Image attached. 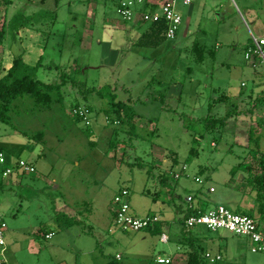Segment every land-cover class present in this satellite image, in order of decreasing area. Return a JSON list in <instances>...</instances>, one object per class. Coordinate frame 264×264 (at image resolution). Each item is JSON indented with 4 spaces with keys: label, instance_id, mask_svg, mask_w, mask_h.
Masks as SVG:
<instances>
[{
    "label": "rangeland",
    "instance_id": "rangeland-1",
    "mask_svg": "<svg viewBox=\"0 0 264 264\" xmlns=\"http://www.w3.org/2000/svg\"><path fill=\"white\" fill-rule=\"evenodd\" d=\"M121 1L10 0L0 8V76L21 57L25 75L45 84L67 80L51 104L25 95L13 101L10 122L0 121V210L11 264H156L158 254L185 264L190 243L179 239L188 196L207 198L204 210L223 204L258 217L264 109L254 104L264 94V64H247L245 53L253 37L264 38V0L181 5L177 37L156 49L134 45L147 25L126 22ZM112 95L136 114L137 137L106 121ZM222 95L229 99L220 103ZM77 105L93 108L89 124L70 113ZM230 113L223 131L205 129L208 116ZM255 127L259 148L249 141ZM21 160L35 173L25 174ZM122 189L137 216L166 220L174 212L169 243L153 234L140 241L116 225ZM203 230L200 254L210 255L203 264H264V252L253 253L245 237ZM48 232L55 236L46 239Z\"/></svg>",
    "mask_w": 264,
    "mask_h": 264
},
{
    "label": "built area",
    "instance_id": "built-area-1",
    "mask_svg": "<svg viewBox=\"0 0 264 264\" xmlns=\"http://www.w3.org/2000/svg\"><path fill=\"white\" fill-rule=\"evenodd\" d=\"M192 2L193 0H122L118 7V13L125 21L140 25L165 20L168 23L166 37L173 40L177 37L183 23L180 6H191ZM252 40L253 47L245 53V60L247 64L255 67L256 62L264 64V38L253 37ZM74 113L89 124L86 110L80 108L76 109ZM4 156V153H0V163ZM19 167L27 175L35 173V168L24 160L19 161ZM10 173L11 169H7L4 176H8ZM195 180L202 183L199 178ZM210 191L213 192L214 188H211ZM129 196V190L122 189L114 198L113 214L116 225L121 230L139 232L162 222V217L157 214L144 217L135 215L132 212ZM186 202L190 207L194 206L193 197L189 196ZM185 227L188 231L202 228L212 232L226 230L240 237H245L249 241L253 253L264 252V231L260 223L249 216L235 213L224 205H218L205 212L199 211L196 215H190L186 219ZM7 230V222L0 210V264H11L7 258ZM51 237L52 234L47 235L48 239ZM161 242H169L167 234L161 235ZM207 257L210 258V255L208 254ZM156 262L157 264H173V259L159 255ZM212 262L214 261L212 260Z\"/></svg>",
    "mask_w": 264,
    "mask_h": 264
},
{
    "label": "trees",
    "instance_id": "trees-1",
    "mask_svg": "<svg viewBox=\"0 0 264 264\" xmlns=\"http://www.w3.org/2000/svg\"><path fill=\"white\" fill-rule=\"evenodd\" d=\"M10 0H0V8L5 7L9 5ZM1 11V10H0ZM127 22V21H126ZM139 26H144L147 25L146 30L141 34V36L137 39L135 42L136 47H142V48H151V49H156L163 45V43L167 40L166 33L168 29V23L165 20H161L159 22L155 23H148L144 25L140 24H135ZM179 33V32H178ZM178 35V34H177ZM5 39V29L4 26L0 28V44L3 43ZM253 47V40L250 41V44L248 46V50ZM193 51L196 53L197 60L199 62H204L205 60V49L204 47L200 46L199 44H194L193 46ZM26 66L24 62L22 61L21 57H18L14 60L13 65L10 67V69L4 74L3 76H0V121L4 123H8L11 120L10 117V110L13 104V101L16 100L19 97L25 96V95H30L32 98L35 99L36 103L39 105H49L53 101V97L51 93L53 91H59L62 87H64L67 84L66 78H62V82L58 84H45L41 82L40 80L30 77L29 75H25L26 72ZM191 68L188 69L190 71ZM191 73V72H190ZM103 88L102 90H105ZM109 92V91H108ZM264 93V92H263ZM223 96V97H222ZM218 100V102L222 103L224 99H229L228 96L222 95ZM230 101V100H229ZM110 108L106 110L105 117L106 121H108L109 124L113 125H121V131L124 132L127 131L126 129L128 128L129 130L127 133L132 135L133 137H137V126L135 123L132 122L136 118V114L134 111L131 109V107L128 106V104L121 102V101H116V96L112 95ZM264 109V94L261 96V98H258V100L255 102L254 107H259ZM212 107V106H211ZM84 109L88 112V117L92 114L93 108L91 106H80L77 105L71 110V114L74 115L76 118H78L80 121H83L82 118H80L78 115H75L74 111L76 109ZM230 115L226 116L224 118H213L212 116H208L205 119V129L211 131L216 128V126H219V130L223 131L228 126V121L230 119ZM258 123V127L261 126L262 123ZM118 130L115 129L114 135H118L120 133ZM258 133V130L255 128H251L249 130V135H250V142H253L256 147L259 148L260 146V136H256ZM43 134H39L37 138L42 137ZM117 141V139H116ZM115 143H113L114 145ZM0 153H3L2 150H0ZM260 165H261V175H259L257 184L259 185V190L262 192L264 191V154L261 157L260 160ZM247 170L251 173L252 168L251 167H246ZM151 169L148 171L150 173ZM237 168L232 170V174H236ZM251 183V182H249ZM258 191V197L261 195ZM263 199L260 201L259 208H258V217L255 218L253 215H251L248 212H254V209H246L245 211H241V208L238 207L237 211H234L235 213L241 214V215H246L249 216L253 219H255L260 225L264 222V196H260ZM195 200V198L193 197ZM231 210V209H230ZM205 212L206 210L200 208V207H195L192 206L190 207L187 203V208L185 209L184 212V218L181 219V225H182V231L183 234H185L186 240L190 243V248L191 252L188 253V259L185 264H203L204 260L203 258H208L206 256H202L200 254V250L202 249L200 243H198V238L196 237V234L193 232L197 230H192L188 231L185 227V222L186 219L190 215H196L198 212ZM233 211V210H232ZM166 224L163 222L157 223L155 225H152L145 229L146 231H149L153 235H162V227H164ZM264 225V223H263ZM199 229L200 230H203ZM264 230V229H263ZM209 231V230H207ZM212 232V231H211ZM184 240V241H186ZM184 243V242H183ZM184 245V244H183ZM106 264H118L117 261L112 260L109 261Z\"/></svg>",
    "mask_w": 264,
    "mask_h": 264
},
{
    "label": "crops",
    "instance_id": "crops-1",
    "mask_svg": "<svg viewBox=\"0 0 264 264\" xmlns=\"http://www.w3.org/2000/svg\"><path fill=\"white\" fill-rule=\"evenodd\" d=\"M252 36H254V35H252ZM134 45H135V43H134ZM244 84V83H243ZM4 173H5V171H4ZM4 173H3V178L4 179H6V178H8L9 176H4ZM215 192V191H214ZM189 197V196H188ZM206 203L208 204V202H207V198H200V197H195V203H193V205L195 206V207H201V208H205L204 206L206 205ZM187 204V203H186ZM218 205H223V204H217V205H215V206H218ZM215 206H212L211 208H213V207H215ZM225 206V205H224ZM208 209H210V207L208 206ZM207 209V210H208ZM144 216H147V215H144ZM144 216H141V217H144ZM173 220H176V216L174 215V212H170L169 214H168V217L166 218V220L164 219V217H162V222L163 223H167L164 227H162L163 229H162V233L161 234H167V229H168V227H169V222H171V221H173ZM170 228V227H169ZM112 231V230H111ZM194 234H196V237L197 238H200V240L206 235V232L204 231V230H197V231H195V232H193ZM49 234H52V237L51 238H53L54 236H55V233L54 232H48L47 234H46V239H48L47 238V235H49ZM149 234H152V233H150L149 231H146V230H143V231H139L138 232V234H137V237H138V239L141 241V240H144V241H149L150 240V238H149ZM168 235V234H167ZM161 236V235H160ZM169 237V236H168ZM186 235L185 234H183V236H180V239H179V245L180 244H183V242H184V240H186ZM51 238H49V239H51ZM48 239V240H49ZM160 241H161V239H160ZM169 242H170V238H169ZM168 242V243H169ZM140 244V243H139ZM164 244H167V243H164ZM9 251H10V247H9V243H8V241H7V258H8V260H9V262L11 263V262H13V256L12 255H9ZM157 256H159V254L158 255H154L153 256V261L157 264V262H156V258H157ZM161 256V255H160ZM162 256H165V255H162ZM167 257H170V256H167ZM12 258V259H11ZM117 259H119L120 258V256L119 255H117V257H116ZM170 258H172V257H170ZM173 259V264H176L175 263V261H176V259L175 258H172ZM107 263V262H106ZM105 263V264H106ZM62 264H65V263H62ZM75 264H80L79 263V261L77 260L76 262H75Z\"/></svg>",
    "mask_w": 264,
    "mask_h": 264
}]
</instances>
